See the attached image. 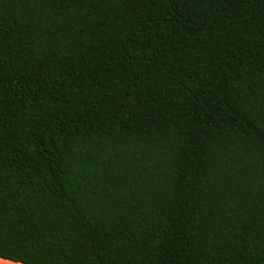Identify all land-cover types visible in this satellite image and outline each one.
Listing matches in <instances>:
<instances>
[{"label": "trees", "instance_id": "trees-1", "mask_svg": "<svg viewBox=\"0 0 264 264\" xmlns=\"http://www.w3.org/2000/svg\"><path fill=\"white\" fill-rule=\"evenodd\" d=\"M0 258L264 264V0H0Z\"/></svg>", "mask_w": 264, "mask_h": 264}, {"label": "crops", "instance_id": "crops-1", "mask_svg": "<svg viewBox=\"0 0 264 264\" xmlns=\"http://www.w3.org/2000/svg\"><path fill=\"white\" fill-rule=\"evenodd\" d=\"M0 264H23V263L14 262V261H10V260H7V259L0 258Z\"/></svg>", "mask_w": 264, "mask_h": 264}]
</instances>
